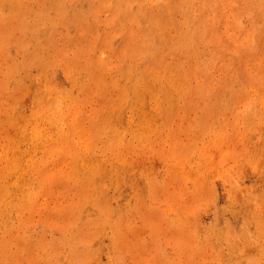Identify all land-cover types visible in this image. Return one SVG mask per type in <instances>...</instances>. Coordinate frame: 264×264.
<instances>
[{
	"label": "rangeland",
	"instance_id": "1",
	"mask_svg": "<svg viewBox=\"0 0 264 264\" xmlns=\"http://www.w3.org/2000/svg\"><path fill=\"white\" fill-rule=\"evenodd\" d=\"M0 264H264V0H0Z\"/></svg>",
	"mask_w": 264,
	"mask_h": 264
}]
</instances>
